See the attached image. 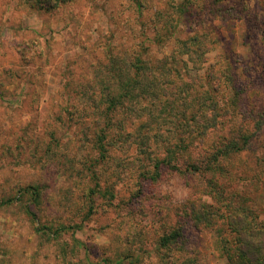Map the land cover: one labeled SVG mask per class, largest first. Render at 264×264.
<instances>
[{
    "label": "rangeland",
    "instance_id": "rangeland-1",
    "mask_svg": "<svg viewBox=\"0 0 264 264\" xmlns=\"http://www.w3.org/2000/svg\"><path fill=\"white\" fill-rule=\"evenodd\" d=\"M213 121L253 131L221 195L172 153ZM246 242L264 254V0H0V264H238Z\"/></svg>",
    "mask_w": 264,
    "mask_h": 264
},
{
    "label": "trees",
    "instance_id": "trees-1",
    "mask_svg": "<svg viewBox=\"0 0 264 264\" xmlns=\"http://www.w3.org/2000/svg\"><path fill=\"white\" fill-rule=\"evenodd\" d=\"M133 82L136 83L135 80H133ZM139 83L141 82H138V84ZM147 86L148 84H143L142 87L141 84L140 87L142 90H144V88L145 87L147 88ZM146 88L144 91H146ZM127 89L126 88L124 89L123 96H126L128 99V96L132 94H131V89L129 90ZM174 89L178 90V88H174ZM136 93L138 95L140 94L138 92ZM170 94L175 97L173 92ZM108 102H109L108 109L110 107L109 110L111 111V109H114V104L116 103L115 98L109 99ZM210 104L212 105L213 103L210 102ZM195 111L197 112L198 110ZM196 112H194L190 116V120L195 116ZM189 122L190 121L188 120L187 123L189 124ZM183 123H185V121H183ZM196 124H198V120L196 121ZM200 125L202 128L201 131L198 132V135L202 136L207 131V129L210 128L212 129L210 131L211 132L214 131L215 133V137H214L215 139L207 143L208 146H205L203 142L206 139H201V140L198 139L196 140V142L195 140H192L188 142V144H184L182 137L178 136L176 138V143L172 148V153L173 155L176 156L177 160L179 158L183 159L182 162H184L185 166H189L190 170H193L195 173H199V174L207 173L209 176L206 182L209 184V188H211L212 191L214 192L219 191V195H221L222 186L220 181H223V179L228 178L227 181L230 182L231 180L234 179L232 175H229V177H227L229 173V169L227 170V168L225 167V160L226 158L228 159L230 155L236 154L247 147L246 144H248L249 142L248 137L253 134V131L247 132L244 127H237L235 126L234 123L232 125H228L224 121H221L220 123L218 122L217 125L214 121ZM255 125H257V123ZM255 127L256 130L258 126ZM194 148L200 150L198 153H196L197 155L192 153V149ZM229 191H231L232 194H236L235 190H229ZM217 198L218 196H216V199ZM202 204L207 205L205 203ZM188 212L190 217L192 218V221L194 220L195 224H196V220L200 216H204L208 219L210 218L212 219V221H210L209 224L207 223V225L204 224L205 222L201 221L200 223H202L204 226H212L214 224L213 217L216 213L214 208L213 210L212 208L211 210L206 209L208 215L207 216L205 212L197 208V203L190 202L188 207ZM29 213L33 215L31 211H29ZM177 234L179 235V232ZM240 237H242L241 234L237 236L236 238L237 241H240ZM170 238L171 237L169 236H164L162 238V243H167V241H169ZM245 249H246L245 251L243 249L240 250L238 253V257H237L238 260H236L238 261V264H264V254H262L263 253L262 250L258 251L259 249L258 245L254 243L246 242Z\"/></svg>",
    "mask_w": 264,
    "mask_h": 264
}]
</instances>
